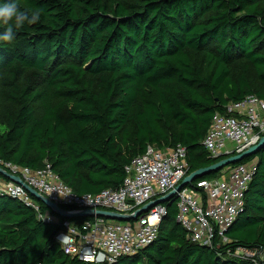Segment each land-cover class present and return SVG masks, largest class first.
<instances>
[{
  "label": "trees",
  "instance_id": "16d2710c",
  "mask_svg": "<svg viewBox=\"0 0 264 264\" xmlns=\"http://www.w3.org/2000/svg\"><path fill=\"white\" fill-rule=\"evenodd\" d=\"M250 96L264 102V0H0V159L49 164L77 195L118 190L149 146L185 148L188 176L217 164L212 118ZM253 160L226 244L190 242L171 199L156 240L115 264H253L228 255L264 253V148ZM59 230L0 196V264H86Z\"/></svg>",
  "mask_w": 264,
  "mask_h": 264
},
{
  "label": "built area",
  "instance_id": "2783aa9c",
  "mask_svg": "<svg viewBox=\"0 0 264 264\" xmlns=\"http://www.w3.org/2000/svg\"><path fill=\"white\" fill-rule=\"evenodd\" d=\"M262 138L264 102L250 96L243 102L229 104L224 113H216L202 144L212 158H229L258 145ZM186 159V150L181 146L167 151L149 146L125 168L126 177L118 190L96 195L75 194L52 172L49 164L33 171L0 159V196L19 200L46 223L59 224L55 240L66 255L86 264H115L156 240L159 224L167 211L159 204L128 222L106 219L99 213L135 216L181 184L189 172ZM256 166L253 160L227 167L217 178L201 180L195 188L187 187L177 193V223L184 228L190 242L202 247H211L216 240L222 244L228 242L225 235L243 212ZM39 203L49 210L43 212ZM66 206L74 210L66 211ZM55 207L60 209V215L56 214ZM81 213L92 216L78 217ZM66 215L84 220L64 221L69 217ZM228 255L253 264L264 261V253L259 249L240 248Z\"/></svg>",
  "mask_w": 264,
  "mask_h": 264
},
{
  "label": "water",
  "instance_id": "95a60500",
  "mask_svg": "<svg viewBox=\"0 0 264 264\" xmlns=\"http://www.w3.org/2000/svg\"><path fill=\"white\" fill-rule=\"evenodd\" d=\"M264 148V138L261 139L260 143L254 147H252L251 149H249L248 151L237 155V156H232L227 158L226 156H223V160L218 162L217 164L211 166L210 168L207 169H202L199 171H196L192 174H190L189 176H187L182 182L181 184H179L176 189L169 193L167 196L160 198L157 201H153L151 203H149L147 206L143 207L141 210H139L135 216L133 217H128V216H122V215H117V214H112V213H99L100 217H104L106 219H113V220H117L120 222H128V221H132L135 220L136 218H138L139 216L148 213L151 209H153L154 207L158 206L161 203L167 202L171 199H173V202L176 201V195L177 193H179L180 191H182L183 189L187 188L189 185H192L195 181H197L198 179H202L204 177H207L211 174H217L220 171H222L223 169L230 167V166H235L238 165L239 163H241L243 160L247 159V158H251L254 155H256L260 150H262ZM27 190L32 194L35 195V192L30 189L29 187H26ZM56 211V214L60 215V209L58 207L54 208ZM67 217H72L70 215H66ZM77 216V215H76ZM92 216V214H87V213H81L78 214V217H89Z\"/></svg>",
  "mask_w": 264,
  "mask_h": 264
},
{
  "label": "bare ground",
  "instance_id": "6f19581e",
  "mask_svg": "<svg viewBox=\"0 0 264 264\" xmlns=\"http://www.w3.org/2000/svg\"><path fill=\"white\" fill-rule=\"evenodd\" d=\"M176 202V201H175ZM177 203V202H176Z\"/></svg>",
  "mask_w": 264,
  "mask_h": 264
}]
</instances>
